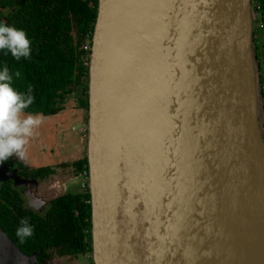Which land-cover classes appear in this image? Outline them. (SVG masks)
<instances>
[{"label":"water","instance_id":"water-1","mask_svg":"<svg viewBox=\"0 0 264 264\" xmlns=\"http://www.w3.org/2000/svg\"><path fill=\"white\" fill-rule=\"evenodd\" d=\"M254 15L252 0H98L86 124L93 264H264ZM12 166L0 163V179L28 184L34 207L36 181ZM39 253L0 226V264H40Z\"/></svg>","mask_w":264,"mask_h":264},{"label":"trees","instance_id":"trees-1","mask_svg":"<svg viewBox=\"0 0 264 264\" xmlns=\"http://www.w3.org/2000/svg\"><path fill=\"white\" fill-rule=\"evenodd\" d=\"M254 10L253 46L260 67L264 59V0H252ZM98 0H0V22L23 29L31 40L28 59L15 60L0 51V66L6 65L13 75V86L22 93L31 88L33 103L23 112L52 116L61 112L70 97L88 111V62ZM87 46V49L84 47ZM264 70V69H262ZM19 72L17 78L15 73ZM87 124V119L84 121ZM82 177L79 192L68 191L52 201L46 214L32 209L21 210L28 218L34 235L19 242L15 235L20 222H15L12 241L26 254L57 250L80 261L91 258V205L88 189L86 155L71 162ZM34 174L51 171L50 167L34 169ZM7 201H13L7 196ZM7 213L11 214L9 207ZM39 253V254H40ZM38 254V255H39Z\"/></svg>","mask_w":264,"mask_h":264},{"label":"rangeland","instance_id":"rangeland-1","mask_svg":"<svg viewBox=\"0 0 264 264\" xmlns=\"http://www.w3.org/2000/svg\"><path fill=\"white\" fill-rule=\"evenodd\" d=\"M264 39L260 40L263 42ZM258 63V60H257ZM259 66V83L260 91L262 93L260 99V114L259 124L263 130L264 135V59ZM77 99L70 97L65 108L56 115L41 116L43 122L34 129L33 136L28 138V143L25 145L26 156L23 161L29 158L33 165H47L48 163L58 162H71L75 159L83 158L86 155V141L87 131L86 123L87 112L83 108L77 106ZM29 114L22 112L21 118H26ZM80 123L82 125H80ZM15 155L17 159L18 156ZM67 170V169H65ZM36 181V180H35ZM71 181V176L55 177L54 179H45L44 181H37L32 187L35 190L34 197H41V195L50 199L57 194L65 184ZM64 183V184H63ZM27 185L23 186L26 189L23 191L26 195ZM82 186V177L80 176L77 182L70 185V192H79ZM30 187V186H29ZM28 198V196L26 195ZM54 264H67L69 260L64 257H58L52 251Z\"/></svg>","mask_w":264,"mask_h":264},{"label":"clouds","instance_id":"clouds-1","mask_svg":"<svg viewBox=\"0 0 264 264\" xmlns=\"http://www.w3.org/2000/svg\"><path fill=\"white\" fill-rule=\"evenodd\" d=\"M0 51L10 54L17 61L28 59L32 54L31 40L23 29L0 22ZM15 76L19 78L20 73L16 72ZM31 91L29 88L27 93L19 92L13 86V75L8 67L0 66V163L8 160L13 153L20 160L25 159L28 138L43 122L39 114L21 118V113L34 101ZM42 204L43 201H33L34 207ZM15 235L21 243L34 235L28 218L20 221Z\"/></svg>","mask_w":264,"mask_h":264},{"label":"flooded vegetation","instance_id":"flooded-vegetation-1","mask_svg":"<svg viewBox=\"0 0 264 264\" xmlns=\"http://www.w3.org/2000/svg\"><path fill=\"white\" fill-rule=\"evenodd\" d=\"M81 159V158H80ZM77 160V159H75ZM13 161V169H16L17 175L26 181H31V180H36L41 182L44 181L45 179H54L55 177H64L66 175L71 176V181L66 183L64 188L52 196L48 202H46L44 205L41 207H38L37 209L35 207H32L28 203V198L24 194V190L26 189L22 185H16L15 181L11 178L7 179H0V223L4 227V229L8 232H10V236H14L12 229L14 228L15 222H20L23 218L21 217V210L29 208L34 210L37 213H40L42 215L46 214L48 211V208L50 207L51 203L53 200L56 198L64 195L68 191H70V185L74 182H77L78 178L81 176L80 172L77 170L76 167L71 165V162H64L62 160L58 162H53V163H48L47 165H33V163L28 159L25 161L20 160L19 158H15V155H11L8 160L5 162H11ZM74 161V160H73ZM50 167L51 171L48 173H43V174H34V169L40 168V167ZM67 169V170H65ZM64 184V183H63ZM34 185V183L32 184ZM29 187V185L27 186ZM7 196L11 197L13 201H7ZM33 199L36 200H42V196L39 197H34ZM7 207H9L11 214L7 213ZM15 237V236H14ZM52 251L58 256V257H64L65 259L69 260L67 264H90L88 261V258H86L84 261H80L76 258H72L69 255H59L57 250L55 249H47L44 252L42 251L38 255V261L40 264H54L53 260H51L52 257Z\"/></svg>","mask_w":264,"mask_h":264},{"label":"built area","instance_id":"built-area-1","mask_svg":"<svg viewBox=\"0 0 264 264\" xmlns=\"http://www.w3.org/2000/svg\"><path fill=\"white\" fill-rule=\"evenodd\" d=\"M84 48L87 49V46H85ZM83 174H84V175H87V177H88V173L86 174V173L84 172Z\"/></svg>","mask_w":264,"mask_h":264}]
</instances>
